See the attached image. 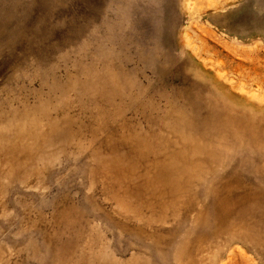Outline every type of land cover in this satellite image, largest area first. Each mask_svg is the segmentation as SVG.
<instances>
[{
  "label": "rangeland",
  "instance_id": "374dc122",
  "mask_svg": "<svg viewBox=\"0 0 264 264\" xmlns=\"http://www.w3.org/2000/svg\"><path fill=\"white\" fill-rule=\"evenodd\" d=\"M0 264H264V0H0Z\"/></svg>",
  "mask_w": 264,
  "mask_h": 264
}]
</instances>
